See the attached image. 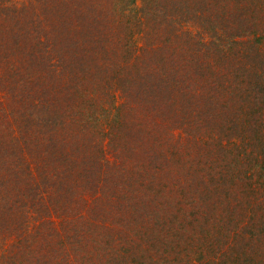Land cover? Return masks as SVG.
<instances>
[{
	"label": "trees",
	"instance_id": "obj_1",
	"mask_svg": "<svg viewBox=\"0 0 264 264\" xmlns=\"http://www.w3.org/2000/svg\"><path fill=\"white\" fill-rule=\"evenodd\" d=\"M0 264H264V0H0Z\"/></svg>",
	"mask_w": 264,
	"mask_h": 264
}]
</instances>
